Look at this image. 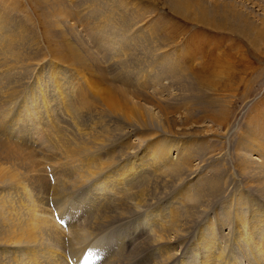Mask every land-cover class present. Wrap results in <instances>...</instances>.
Listing matches in <instances>:
<instances>
[{"label":"rangeland","instance_id":"rangeland-1","mask_svg":"<svg viewBox=\"0 0 264 264\" xmlns=\"http://www.w3.org/2000/svg\"><path fill=\"white\" fill-rule=\"evenodd\" d=\"M216 1L264 27V0ZM259 42L169 0H0V264L131 217L86 264H264Z\"/></svg>","mask_w":264,"mask_h":264},{"label":"bare ground","instance_id":"bare-ground-1","mask_svg":"<svg viewBox=\"0 0 264 264\" xmlns=\"http://www.w3.org/2000/svg\"><path fill=\"white\" fill-rule=\"evenodd\" d=\"M169 1H170V3L173 4L175 11H180V12H185V13L190 12L192 14L193 18L196 19L198 22L207 24L208 26L212 27L215 31H221V32L225 31V32L234 34L239 38V40L246 41V44L250 43L252 46L254 45L255 47H258V44L260 43L259 41L264 40V36L262 37V35H261V33L264 35V30H263L264 27L258 31V28L255 27V25H257V23H254L253 20L248 16V14H246L242 11H239L236 8H233L232 11H226V12L223 10L222 11L218 10L219 9L218 8V1H216V0L210 1V4L207 5V6H209V8L205 7L201 0H169ZM193 5H198L200 7V9L199 10L192 9ZM253 14H255V13H253ZM253 14H251V15L253 16ZM254 20H256V22H259L261 25L264 24L263 23L264 20L260 19L259 17L255 18ZM252 28H254L252 33L256 34V36L251 35ZM258 38H259V40H258ZM259 45H261V44H259ZM228 55H229V58L231 56H233L230 54V52L228 53ZM220 60H221V58L218 55H215V61L219 62ZM202 82L207 83L206 80H203ZM173 146L176 149L177 143H175ZM98 176L95 178L96 182L101 176H103V174H101L99 177ZM69 195H71V194H69ZM132 219H134V218L131 217V218L123 219L122 222L117 221V222H119L118 224H114L115 223L114 222L113 224L109 225V227L107 229H105V227H103L102 229H104V230H102V229L98 230V232H100L99 236H103V237L100 238L97 242H95L93 244L89 243L88 241H90V240L87 238L83 242L84 243L83 247H85L84 249H86V248H88V249L93 248L94 249L91 252L90 256L94 253L99 252L100 250H102L104 247H106L107 245H109L111 243L113 232H116L117 235L121 234V236L119 238L128 237L125 235V232L127 230V227L131 223H133V222H131ZM123 222L127 223L128 225H125ZM136 223L138 224V221H136ZM137 224L135 227H137ZM135 227L129 226L128 231L129 232L134 231ZM95 235H98V234H95ZM106 235H107V237H104ZM92 236H94V235H91V237ZM67 242H68V239H67ZM68 247H69L68 244H66V247L64 250L65 255L67 253L69 256L74 255L76 259H79L82 252L84 251L81 248V250H79V252L77 254H74L70 251V249H68ZM155 251H157V250L154 249L153 252H155ZM68 255H66V256H68ZM90 256H88V257H90ZM177 259H178V255H174L173 258L171 259V263H174L175 261H177ZM211 259L213 260L212 257H211ZM138 260H139V257H136V258L128 260L127 262H125L123 264H134ZM223 260L224 259H220L219 261L222 263ZM84 261H85L84 264H86L90 260H88V259L85 260V258H84ZM230 261H231V264H240L236 260L235 256ZM200 263L202 264V259H201ZM227 263L230 264L229 261ZM180 264H182V263H180Z\"/></svg>","mask_w":264,"mask_h":264},{"label":"snow or ice","instance_id":"snow-or-ice-1","mask_svg":"<svg viewBox=\"0 0 264 264\" xmlns=\"http://www.w3.org/2000/svg\"><path fill=\"white\" fill-rule=\"evenodd\" d=\"M84 258H85V260H87L89 257H88L87 255H85V257H84Z\"/></svg>","mask_w":264,"mask_h":264}]
</instances>
